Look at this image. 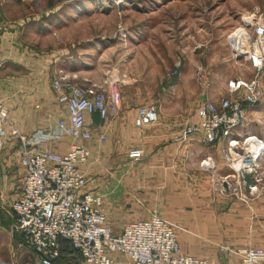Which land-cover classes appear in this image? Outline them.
Returning <instances> with one entry per match:
<instances>
[{
	"label": "rangeland",
	"instance_id": "1",
	"mask_svg": "<svg viewBox=\"0 0 264 264\" xmlns=\"http://www.w3.org/2000/svg\"><path fill=\"white\" fill-rule=\"evenodd\" d=\"M249 18L264 21V0H0V56L4 61L0 74L11 81L7 85L11 89L1 88L0 101L9 109L8 103L24 99L32 113L41 114L47 103L38 96L51 91L50 80L62 69L93 81L107 76L120 79L121 110L154 105L158 121L142 127L144 133H153L161 123L170 125L177 117L193 121L201 100L227 96V80L252 77L249 61L229 43V37ZM202 84L210 94L202 91ZM261 86L264 93V73ZM243 130L264 139V94L249 112ZM173 136L174 131H168L163 140ZM138 164L130 169H140ZM206 175L210 182L211 175ZM88 181L94 188L93 174ZM166 181L164 187L171 191L167 198L174 200L175 177L168 176ZM210 189L211 201L238 203L235 213L246 221V243L264 249V209L254 202L258 198L248 195L242 200L235 194L226 198ZM127 196L141 202L126 192L124 202ZM241 203L250 208L243 209ZM163 207L161 217L176 235L186 231L175 222L173 201L167 200ZM3 232L0 264H17L1 250L7 244ZM73 259L66 263L81 264Z\"/></svg>",
	"mask_w": 264,
	"mask_h": 264
},
{
	"label": "built area",
	"instance_id": "2",
	"mask_svg": "<svg viewBox=\"0 0 264 264\" xmlns=\"http://www.w3.org/2000/svg\"><path fill=\"white\" fill-rule=\"evenodd\" d=\"M250 20L249 25L243 21L242 28H246L245 59L252 68V77L227 80V96L201 100L196 107L197 123L186 124L182 130L184 137L200 130L206 144L220 147L230 172L216 177L215 183L220 192L239 195L242 200L264 193V140L243 130L249 112L264 94V21ZM232 42L229 37L230 45ZM3 64L0 56V70ZM50 85L57 102L65 106L67 116L46 130L22 133L0 101V152L10 134L17 141L19 163L24 169L22 186L10 205L14 231L21 234L22 244L33 251L40 264H53L59 257L61 239L68 240L79 251L85 264H113L112 253L129 257L132 264H218L210 258L184 253L174 228L155 209L148 218L128 222L119 234L113 233L102 195L85 190L88 178L84 166L91 160L86 143L94 138L86 116L97 114L103 122L115 114L121 105L120 79L107 76L93 81L61 69L53 74ZM158 118L154 105H139L133 125L142 128L156 123ZM62 137L71 139L67 151L44 147ZM97 140L104 141L105 134L98 135ZM141 155V149H132L128 156L136 159ZM200 166L211 171L216 164L211 156H206ZM245 177L250 181L246 182ZM219 252L239 258L237 263L229 264H264L261 247L221 245Z\"/></svg>",
	"mask_w": 264,
	"mask_h": 264
},
{
	"label": "crops",
	"instance_id": "3",
	"mask_svg": "<svg viewBox=\"0 0 264 264\" xmlns=\"http://www.w3.org/2000/svg\"><path fill=\"white\" fill-rule=\"evenodd\" d=\"M7 85L10 86L11 81L9 78L4 79L1 73L0 93L4 86L11 89ZM208 90V87L204 89L203 86L202 91L207 95L210 94ZM38 97L39 100L43 99L41 100L43 104L47 103L41 114L32 113L29 110L30 105L28 107L24 99L16 100L17 103L14 102L13 105L8 103L11 120L22 133L29 134L37 129L46 130L59 118L67 116L65 106L57 102L51 91ZM136 107H132V112V110H121L123 106L120 105L115 110V114L103 122L96 114L86 116L87 122L92 124L94 135L86 145L95 164L91 165L90 160L84 169L87 178L93 174L96 185L93 188L92 183L88 181L85 190H94L93 192L102 195L107 211V223L114 234H119L128 222L148 218L152 209H155L160 216L165 215L163 204L167 200L173 201L175 222L186 228V231H177L176 235L184 253L210 258L218 264L237 263L239 258L236 255L224 256L218 251L219 245L239 248L252 244L246 243V221L241 220L235 213L239 207L238 203L236 201L215 203L210 200L211 186L216 196L217 192L226 198L229 194L232 195L230 192H220L215 183L216 177L223 176L227 172L220 147L206 144L200 130L186 137L182 135L184 126L196 124L197 119L193 121L186 119L184 122L177 117L170 122V125L161 123L162 127L153 133L149 131L144 133L141 128L138 131L133 125V117L131 119L130 116L131 113H135ZM168 131H174V136L163 140ZM101 133L105 134V140L99 142L97 137ZM70 143L69 137H62L58 141L47 143L44 147L65 152ZM132 149H141L142 155L136 159L130 158L128 155ZM206 156L214 159L216 164L214 170L200 169L199 163ZM134 163H139L140 169H130ZM205 173L211 175L210 182ZM23 176L24 169L19 163L17 141L8 134L0 152V230L4 231L2 239L4 241L7 239V244L1 250H4L17 264H40L33 251L22 244L21 234L14 231L15 219L10 205L17 198ZM168 176L175 177L174 200L171 197L167 198V193L171 191L164 187L165 184L168 185L166 181ZM161 179L165 181L161 182ZM125 192L127 195H137L141 202L131 200L132 198L128 196L124 202ZM257 198L254 202H258L264 209V195ZM249 205L241 203L240 207L250 208ZM7 230L10 232L8 235L5 233ZM111 256L114 260L113 264H132L129 257L123 254L112 253Z\"/></svg>",
	"mask_w": 264,
	"mask_h": 264
},
{
	"label": "trees",
	"instance_id": "4",
	"mask_svg": "<svg viewBox=\"0 0 264 264\" xmlns=\"http://www.w3.org/2000/svg\"><path fill=\"white\" fill-rule=\"evenodd\" d=\"M50 87H51V85H50ZM51 92H52V89H51ZM9 116H10V112H9ZM97 117H98V115H97ZM10 119H11V117H10ZM73 258L79 259L81 264H85L83 262L82 256L79 253V251L74 249L68 240L61 239L60 240V254H59V257H57L53 261V264H68L66 262H72L74 260Z\"/></svg>",
	"mask_w": 264,
	"mask_h": 264
},
{
	"label": "bare ground",
	"instance_id": "5",
	"mask_svg": "<svg viewBox=\"0 0 264 264\" xmlns=\"http://www.w3.org/2000/svg\"><path fill=\"white\" fill-rule=\"evenodd\" d=\"M244 22L246 23V25H249L251 23V20H249V22H246V21H244ZM236 33H238V34H236ZM230 39H231V41L233 40L231 46L235 49V51H237L238 54L246 56V54L248 52V44L246 42V30H245V28H239L238 31H235V33H233V35L230 36ZM252 136H254V135H252Z\"/></svg>",
	"mask_w": 264,
	"mask_h": 264
},
{
	"label": "water",
	"instance_id": "6",
	"mask_svg": "<svg viewBox=\"0 0 264 264\" xmlns=\"http://www.w3.org/2000/svg\"><path fill=\"white\" fill-rule=\"evenodd\" d=\"M241 56H242V55H241ZM244 180H245L246 182H249V181H250L248 177H245Z\"/></svg>",
	"mask_w": 264,
	"mask_h": 264
}]
</instances>
